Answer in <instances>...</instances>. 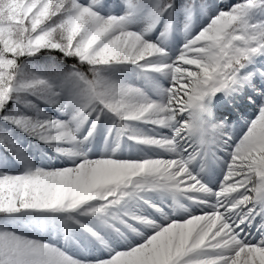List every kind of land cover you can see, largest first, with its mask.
<instances>
[{
	"label": "snow or ice",
	"instance_id": "obj_1",
	"mask_svg": "<svg viewBox=\"0 0 264 264\" xmlns=\"http://www.w3.org/2000/svg\"><path fill=\"white\" fill-rule=\"evenodd\" d=\"M0 264H264V0H0Z\"/></svg>",
	"mask_w": 264,
	"mask_h": 264
}]
</instances>
